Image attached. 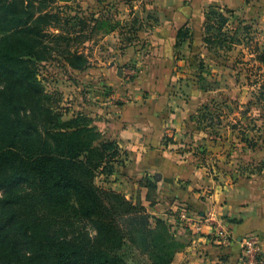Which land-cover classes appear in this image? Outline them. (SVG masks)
Listing matches in <instances>:
<instances>
[{"label": "crops", "instance_id": "crops-1", "mask_svg": "<svg viewBox=\"0 0 264 264\" xmlns=\"http://www.w3.org/2000/svg\"><path fill=\"white\" fill-rule=\"evenodd\" d=\"M144 2V24L148 23L150 29L144 31L143 46L125 51L116 66L70 69V74L79 77L87 90L97 91L96 85L111 88L113 100L105 103L101 94L99 102L91 103L79 100L83 96H79L80 89L75 96L67 92L70 100H79L77 111L69 110L67 117L87 116L103 139L119 146L124 163L116 165L109 178L102 176L108 183L105 186L139 199L153 217L172 226L174 237L184 244L172 264H239L243 239L251 233L260 236L264 256V165L251 175L239 170L243 163L264 164V141L256 149H249L236 139L235 148L228 152L223 150L225 146L228 150L227 139L221 147L226 155L223 151L217 155L214 147L200 141L205 138L196 118L204 106L213 102L235 103L242 110L252 107V98L240 99V91L245 87L233 82L236 72L226 63L211 60L208 51L203 55L208 67L204 75L207 83L211 78L215 81L213 88L191 82L184 87L176 81L178 52L193 47L196 53L211 8L227 9L253 26L262 35L263 44L259 45L264 46V0ZM180 30L187 31L192 41L187 39L178 47ZM127 64L137 70L132 81L127 69L122 68ZM212 144L215 145L214 141ZM148 180L157 184L153 206L147 199ZM178 204L186 205L195 215L212 211L215 221L232 234V243L219 247L210 241L215 223L206 226L202 234L179 227L174 218Z\"/></svg>", "mask_w": 264, "mask_h": 264}, {"label": "trees", "instance_id": "trees-1", "mask_svg": "<svg viewBox=\"0 0 264 264\" xmlns=\"http://www.w3.org/2000/svg\"><path fill=\"white\" fill-rule=\"evenodd\" d=\"M211 11L227 21L218 9ZM28 26L0 41V264H128L134 249L147 254L152 264H172L184 247L172 226L153 217L140 200L97 186L99 176L109 178L124 163L120 148L103 139L87 116L64 120L49 104L52 96L28 60L41 59L38 42L26 36ZM187 39L192 36L180 30L177 46ZM67 54L65 67L88 68L83 54ZM257 60L264 63V50ZM260 89L264 91V82ZM241 135L249 149L257 148V142ZM146 187L153 206L157 184L148 180ZM48 210L72 211L78 227L50 233L43 227L47 215L42 212Z\"/></svg>", "mask_w": 264, "mask_h": 264}, {"label": "rangeland", "instance_id": "rangeland-1", "mask_svg": "<svg viewBox=\"0 0 264 264\" xmlns=\"http://www.w3.org/2000/svg\"><path fill=\"white\" fill-rule=\"evenodd\" d=\"M42 1L0 0V41L6 36H17L14 32L29 24L30 29L26 36L38 42L41 59L28 58V60L34 62L38 69V80L48 95L52 96L49 104H53L54 108L64 115V120H68L69 110L77 111L75 106L79 100L99 102L98 97L101 94L105 103L106 100H113L114 92L106 85L100 87L96 85L97 91L87 90L88 87L83 85L79 77L70 74V69L65 67L64 58L68 52H76L86 57L88 68L91 69L118 65L125 51L132 47L143 46L144 31L150 29L148 23L144 24V16H146L144 4L150 1L146 3L144 0H50V4ZM211 9L208 10V14L211 12L210 20L205 28L203 41L198 44L196 53L193 52V47H186L178 52L177 58L180 64L176 69V81L184 87L191 82L203 88H213L216 84L212 76L211 81L207 83L204 75L208 67L204 60L206 56L203 55L208 51L207 57L211 56V60L221 61L234 69L236 78L233 82L236 81L237 84L245 87L240 91V99L252 98L250 99L252 107L246 106L241 110L235 103L225 104L223 101H217L208 105V111L200 110L196 115L199 129L203 131L202 138H205L199 140L202 143L206 141L207 147H214L218 155L223 150L230 152L232 147L235 148L233 145L236 144V139L241 144H245L244 147H248L242 141L241 134H246L245 138L257 143L264 141V91L260 89L264 82V63L257 60L264 46L259 45V43L263 44L262 35L259 36L253 26L238 19L233 12L218 9L227 18V21L222 23L218 16L212 15ZM206 39L211 42L207 44ZM133 66L127 64L122 67L127 69L129 81H132L137 73ZM81 85L84 89H81ZM78 89L81 93L79 96H83L79 100L78 98L70 100L67 92L75 96ZM183 92L185 93L186 90ZM226 141L228 150L226 146L223 148V143ZM232 153L234 154L233 151ZM239 153L238 151L237 155ZM223 155H226V152ZM263 165V163L257 166L256 163L253 165L243 163L239 170L245 175H251ZM96 184L106 190H113L105 186L108 183L100 176L96 179ZM26 191L33 192L27 187ZM126 198L133 202L139 200ZM37 207L41 208L40 205ZM49 211L42 212V215H47L43 220V227L50 233H71L78 227L77 220L75 218L72 220V211L64 214ZM127 263L152 264L148 255H143L139 249H134L128 254Z\"/></svg>", "mask_w": 264, "mask_h": 264}, {"label": "built area", "instance_id": "built-area-1", "mask_svg": "<svg viewBox=\"0 0 264 264\" xmlns=\"http://www.w3.org/2000/svg\"><path fill=\"white\" fill-rule=\"evenodd\" d=\"M174 218L179 227L196 234L204 233L206 226L215 223L214 232L210 234V241L219 247L229 246L232 241V234L215 221L212 211L195 215L186 205H176ZM243 250L239 264H264L260 236L251 233L243 239Z\"/></svg>", "mask_w": 264, "mask_h": 264}]
</instances>
